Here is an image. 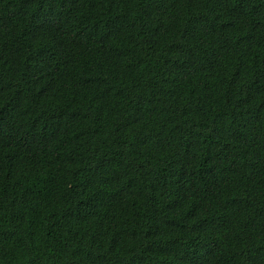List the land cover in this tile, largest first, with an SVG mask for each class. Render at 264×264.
Instances as JSON below:
<instances>
[{"label": "trees", "instance_id": "16d2710c", "mask_svg": "<svg viewBox=\"0 0 264 264\" xmlns=\"http://www.w3.org/2000/svg\"><path fill=\"white\" fill-rule=\"evenodd\" d=\"M0 264H264V0H0Z\"/></svg>", "mask_w": 264, "mask_h": 264}]
</instances>
